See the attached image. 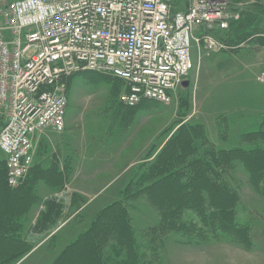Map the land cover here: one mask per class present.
Returning a JSON list of instances; mask_svg holds the SVG:
<instances>
[{
    "label": "rangeland",
    "instance_id": "374dc122",
    "mask_svg": "<svg viewBox=\"0 0 264 264\" xmlns=\"http://www.w3.org/2000/svg\"><path fill=\"white\" fill-rule=\"evenodd\" d=\"M262 2L264 4V0ZM222 43L228 47L226 50L194 58V68L176 88L170 104L147 101L137 108L121 105L123 109L115 110L118 100L116 98L114 102L110 96L108 84L112 80L116 83L113 92L121 89L122 85L109 72L94 74L86 71L68 79L64 130L55 132L58 135L53 138L44 136L43 131L32 140L34 155L38 151L43 159L42 164H34L27 177L34 180L33 188L40 200L22 217L24 226L20 229H23L31 251L16 264H49L58 251L74 238L76 231L86 229L99 210L130 193L126 191L131 185L129 182L141 164L148 160L146 157L154 158L183 124L203 126L206 138L218 149L247 145L240 143V138L259 128L264 112V47L248 41L232 50L228 44ZM3 121L4 117L0 115V129ZM220 127L224 133L222 136L219 135ZM122 136L125 140L120 142ZM40 141L46 145H39ZM126 142V146L121 144ZM77 143L85 149L73 148L72 145ZM110 143L111 146L120 143L121 148L124 146L126 149L107 170H100L102 159L99 158H104V155L93 156L95 159L85 162L84 167H90L92 171L98 168V171L92 176H88L89 173L82 175L77 183L81 189L93 192L94 196L79 193L72 181L57 193L49 186L53 195L45 196L47 192L43 193L40 185L45 180L38 177L42 178L44 167L56 166L57 158L52 159V155L56 154L54 152L59 145L69 144L70 150H77L80 158L86 159L92 151L98 153L99 146H109ZM86 150L87 157L83 155ZM246 179V174L239 167L230 182L240 190L236 218L249 231L254 244L252 251L225 241L182 246L172 235L163 247L158 264H264V190L261 195L256 194ZM59 184H65L62 178L55 187ZM50 200L63 205L56 228L33 230L36 218ZM0 203H5L2 193ZM129 203L132 226L143 238V230L156 222L154 208L140 199H131Z\"/></svg>",
    "mask_w": 264,
    "mask_h": 264
},
{
    "label": "built area",
    "instance_id": "2783aa9c",
    "mask_svg": "<svg viewBox=\"0 0 264 264\" xmlns=\"http://www.w3.org/2000/svg\"><path fill=\"white\" fill-rule=\"evenodd\" d=\"M232 0H0V152L17 188L33 166L32 140L61 133L67 81L109 72L118 102L170 104L194 58L228 47L213 34L239 17ZM264 79V75H262Z\"/></svg>",
    "mask_w": 264,
    "mask_h": 264
},
{
    "label": "trees",
    "instance_id": "16d2710c",
    "mask_svg": "<svg viewBox=\"0 0 264 264\" xmlns=\"http://www.w3.org/2000/svg\"><path fill=\"white\" fill-rule=\"evenodd\" d=\"M262 1L232 0L239 17L229 23L226 31L213 36L232 50L248 41L264 47ZM119 81L122 86L117 92L112 91L116 86L113 80L108 84L114 102L125 91L123 81ZM203 129L187 123L179 127L154 158L146 157L148 160L129 182L126 191L130 193L99 210L86 229L76 231L49 264H158L172 235L182 246L225 241L252 251L249 231L236 218L240 190L230 181L240 167L256 194L261 195L264 190V112L259 128L240 138L246 146L218 149ZM219 130V135H224L222 127ZM0 156V193L5 199L4 205L0 203V242L6 241L0 244V264H16L31 251L20 229L24 226L22 219L40 199L32 177H27L17 189L7 185L5 158L1 152ZM33 169L32 166L30 172ZM41 174L38 179H44L55 191L62 188L61 184L55 187L62 178L58 167L42 169ZM131 199L144 200L154 208L156 222L143 230V238L132 226ZM62 206L55 200L48 201L32 229H55Z\"/></svg>",
    "mask_w": 264,
    "mask_h": 264
},
{
    "label": "crops",
    "instance_id": "0c3cea01",
    "mask_svg": "<svg viewBox=\"0 0 264 264\" xmlns=\"http://www.w3.org/2000/svg\"><path fill=\"white\" fill-rule=\"evenodd\" d=\"M118 108L123 109L124 107H122L120 105V103H115V110H118ZM120 112V111H119ZM4 123V121H3ZM65 124H66V121H65ZM109 130V128H108ZM44 136H47V137H54L55 135H58L56 134L55 132H53L52 130L50 129H46L44 131ZM37 138V137H36ZM119 139V138H117ZM121 141H123L124 139V136L120 137ZM125 140V139H124ZM63 142V141H61ZM118 142V141H117ZM121 144H124V146H126L127 142L126 143H121ZM39 145L43 146V145H46V143L43 141L41 143H39ZM69 144L65 145V144H61L59 145L56 149V151L54 153L56 154H53L52 155V159L54 158H57V164H56V167H58V169L60 170V172H62V180H63V186L65 187H68V185H71L69 184V182L71 183V181L73 182L72 185L74 186V188H76L75 190H77L79 193H82L83 195H90V196H94L95 194L93 192H90V191H86L85 189H81L80 186L77 184L78 181L80 180L79 178L82 177V175H86L89 173L88 176H92L93 174H95V172H97L98 168L95 169L94 171H92L91 169H89L88 167H84V165H86L85 162H88L89 160L93 161L95 158L93 156L97 155V157L101 156V155H104V158L101 156V158H99V160L102 159V161L100 162V170H107L109 166H111L113 164V162H115L114 160L117 158V156H120L122 154V152L126 149V147H122L120 146V143L118 145V143L114 144L111 146V143L109 144V146L107 145H103V146H99V151L98 153L95 152L94 154V151H92V154H90V158L87 157V150L85 152H83V155H85L87 158L84 159V158H80L81 155L79 156V153L78 151L76 150H73L71 148V150L69 149ZM73 148H84L81 143H78L76 145H72ZM146 150H147V147H145ZM85 149V148H84ZM90 153V152H89ZM94 154V155H93ZM101 154V155H99ZM106 156V158H105ZM109 156V157H107ZM93 157V158H91ZM41 159H43L39 152L37 151L34 155V159H33V166L35 164L38 165L39 163H41ZM81 160V162H80ZM86 160V161H84ZM99 160L97 162H99ZM96 162V163H97ZM92 163V162H91ZM58 165V166H57ZM44 169H48L46 167H44ZM93 173V174H92ZM41 185V189L43 191V193H46L45 196H48V195H53V192L50 193L51 190L50 187L48 186L47 183L43 182V183H40ZM109 185V184H108ZM72 187V186H71ZM104 188V189H103ZM102 189L105 190V187H103ZM70 189H73V188H70ZM55 191V190H54ZM101 191V190H100ZM58 191H56L55 193H57ZM103 192V191H102Z\"/></svg>",
    "mask_w": 264,
    "mask_h": 264
},
{
    "label": "water",
    "instance_id": "95a60500",
    "mask_svg": "<svg viewBox=\"0 0 264 264\" xmlns=\"http://www.w3.org/2000/svg\"><path fill=\"white\" fill-rule=\"evenodd\" d=\"M183 85H187V83L186 82H183Z\"/></svg>",
    "mask_w": 264,
    "mask_h": 264
}]
</instances>
